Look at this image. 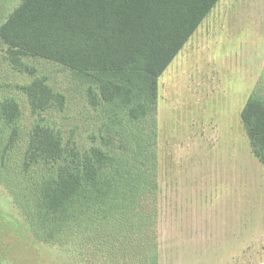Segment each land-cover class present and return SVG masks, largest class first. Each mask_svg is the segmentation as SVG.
Here are the masks:
<instances>
[{
	"label": "rangeland",
	"instance_id": "1",
	"mask_svg": "<svg viewBox=\"0 0 264 264\" xmlns=\"http://www.w3.org/2000/svg\"><path fill=\"white\" fill-rule=\"evenodd\" d=\"M9 1L0 0V15ZM13 9L14 5L9 12ZM23 61L30 62L29 67H35L56 91L65 94L69 106L63 112L53 108L33 112L24 91L33 78L16 70L0 41V172H4L0 173V241L3 246H18L17 253L25 264H58L68 261L70 252L80 256V247L85 246L46 244L44 229L50 232V223L45 222L40 229L42 223L36 222L35 213L27 218L34 195L20 193L25 174L21 167L31 166L32 176L43 167L31 163L27 147L37 125L55 137L64 157L70 159L51 167L68 170L74 164L82 182L83 193L79 195L83 197L68 205L67 212H74L73 216L61 215L64 220L52 233L56 239L73 235L70 217L79 220L83 213L93 211L88 230L95 240L91 237L93 245H88L83 256L89 264H100L101 258L111 254L108 248L98 249L109 246L107 237L98 232L108 227L105 216L111 212L103 210V200L115 201L107 182H112L116 172H123L87 158H93L94 149L101 148L112 162L141 159V153L131 151L138 140L135 127H140L132 125L136 140L123 146L121 130L110 133L104 127L105 109H93L85 91L70 80L67 71L53 63ZM255 92L264 97V0H220L159 79V264H264V167L252 154L241 119L247 100ZM110 125H115V120ZM101 128H105L103 132ZM92 135L99 140L94 141ZM113 148H118L117 153L110 155L107 150ZM141 163L136 162L131 169L126 185L128 196L133 194L140 200L137 206L151 217L150 223L153 210L143 202L150 187L142 186ZM152 179L154 182L155 177ZM36 207L34 212L45 214ZM95 219L98 225H93ZM83 222L89 224V220Z\"/></svg>",
	"mask_w": 264,
	"mask_h": 264
},
{
	"label": "trees",
	"instance_id": "2",
	"mask_svg": "<svg viewBox=\"0 0 264 264\" xmlns=\"http://www.w3.org/2000/svg\"><path fill=\"white\" fill-rule=\"evenodd\" d=\"M219 1L10 0L5 3L6 10L0 15V41L3 47H7V54L16 70L20 73L28 72L33 78L24 88L33 112L51 108L63 112L68 108L69 100L48 83L46 76L40 75L35 67H29L30 62L26 64L24 59L53 63L67 71L70 80L85 91L86 100L91 107L96 110L100 107L105 109L106 115L102 116L104 127L110 133L111 130H121L123 146L133 144L136 140L133 139L132 125L135 127L138 124L140 127H135L139 131L138 140L131 151L141 153V159L112 162L113 159L101 148L94 149L93 158H87L88 161L107 163L106 167L119 168L123 172H116L117 174L112 175V182H107L110 189L114 190L115 195L111 194V198L115 201L110 204L111 199L107 202L106 199L103 200V210H110L112 214L105 216L108 227H103L98 232L102 237H107L109 246H98V249L108 248L111 254L107 258H101L100 264H159L156 235L159 213V79ZM13 5L14 9L9 12ZM241 119L252 154L264 167L263 95L255 92L249 97ZM114 120L115 125H110ZM104 129L101 128V132ZM92 138L94 141L99 140L94 135ZM27 147L31 163L43 166L36 170V176H32L31 166L28 169L21 167L25 174L21 176L23 180L20 183V193L34 195V200H30L32 205L27 218L35 213L33 216L36 222L42 223L40 229H43L45 222L50 223L51 231L44 229V234L48 236L47 240L43 239L46 244L81 246L84 243L85 246L80 247V256L70 252L71 255L66 256L68 261L58 263L82 264L85 262L84 251L95 240L91 230H88L93 222L94 212L83 213L80 221L70 217L73 235L67 234L56 239L52 233V228H60L64 220L61 215L73 216L74 212H67L68 205L74 204L76 197H83L79 195L83 191L81 179L76 173L77 166L72 164L68 170L57 168L56 171L51 167L59 161L70 159L64 157L61 144L55 137L40 126L36 125L30 133ZM113 149L107 152L110 155L117 153L118 148ZM6 157L7 154L3 158ZM71 159L80 161L81 157ZM138 161L143 163L142 186L150 187L151 195L149 193L143 200L153 210V222L150 223L151 217L137 206L140 200L133 194L128 196L126 184L130 182L128 179L131 169ZM152 177H155L154 182ZM54 178L57 180L53 181ZM38 180L43 183L41 189L42 183H38ZM145 182L149 184L146 185ZM19 196L22 195L18 194ZM15 206L20 208L16 203ZM80 206L85 209V202ZM35 207L36 211L37 208L44 209L45 214L38 212L43 219L34 212ZM52 219L58 221L52 222ZM82 219L89 220V224H85ZM94 224L98 225L97 220ZM84 225L87 227H83ZM113 226L116 227L115 230ZM28 231L30 232L29 228ZM96 234L97 231L94 237ZM91 237L93 242L90 241ZM34 241L39 244L35 238ZM16 247L18 246H3L0 241V264L5 263L2 260L9 264H25Z\"/></svg>",
	"mask_w": 264,
	"mask_h": 264
}]
</instances>
